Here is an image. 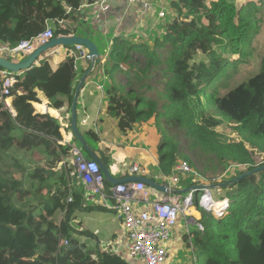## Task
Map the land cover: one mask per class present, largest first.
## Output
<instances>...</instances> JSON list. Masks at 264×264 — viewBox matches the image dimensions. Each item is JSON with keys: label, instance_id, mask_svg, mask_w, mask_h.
Segmentation results:
<instances>
[{"label": "trees", "instance_id": "16d2710c", "mask_svg": "<svg viewBox=\"0 0 264 264\" xmlns=\"http://www.w3.org/2000/svg\"><path fill=\"white\" fill-rule=\"evenodd\" d=\"M95 1L0 0V43L14 47L29 40L43 32L51 18L64 19L61 26L54 24L53 37L73 35L83 4L92 5ZM239 2L244 4L238 5ZM62 4L71 9L69 14ZM253 5L250 0H172L170 7L176 12L175 17L154 39L151 48L114 40L108 54L111 70H117L120 64L133 68L129 64L134 60L133 54L144 58L142 67L137 69L146 78L152 68L165 64L161 72L168 74L163 84L168 104L159 106L145 98L143 91L134 90L115 94L110 102L112 114L120 112L125 124L155 121L156 126L153 125L161 136L158 167L164 175H171L182 161L193 168L194 163L177 150L158 121L160 118H164L166 126L184 128L189 137L216 154L223 166L232 162L246 167L232 179L264 166V162L255 163L252 150L264 155V55L257 74L225 95L208 99L209 87H205L213 77L222 74L227 82L228 67L244 61L246 49L257 32ZM57 10L61 15L53 17ZM234 55L238 59L231 62ZM38 62L18 77L11 95L19 92L25 102H38V90L52 108L59 109L65 103L70 107L77 78L75 57H67L55 70L50 68L47 57ZM12 109L14 115L0 99V264L115 262L100 254L93 258L79 247L75 238L72 216L81 207L82 193L75 186L66 187L65 175L56 170L62 158L71 154L69 146L58 144V127L37 119L23 104H12ZM224 119L242 141L231 143L225 135L214 131L223 126ZM16 132L20 135L16 136ZM12 148L24 154L13 157ZM103 159L109 163L107 156L103 155ZM71 169L75 173V168ZM65 172L70 177V168ZM212 180L208 181L214 185L228 182ZM180 182L190 186L201 183L187 176H181ZM110 186L106 183V187ZM223 188L230 189L228 195L233 194L240 203L226 210L221 218L200 208L198 223L203 230L197 229L187 244L191 241L203 264H264V170ZM196 193L199 197L200 191ZM234 198L230 196L228 204ZM195 204L199 209L197 197ZM82 234L92 236L87 231ZM71 247L76 248L67 249Z\"/></svg>", "mask_w": 264, "mask_h": 264}, {"label": "crops", "instance_id": "0c3cea01", "mask_svg": "<svg viewBox=\"0 0 264 264\" xmlns=\"http://www.w3.org/2000/svg\"><path fill=\"white\" fill-rule=\"evenodd\" d=\"M151 2L159 5L162 1L150 0L148 4L130 5L127 0H106L107 10L96 4H83L79 17L74 23L76 32L73 35L88 37L99 51L100 57L96 60L91 72L89 59L81 58V55L76 58V46H73V48L55 47L48 50L35 62V65H38L39 60L47 57L50 68L55 70L67 57L74 56V70L77 78L74 83L73 95L80 79L88 72L76 101L77 128L96 156L103 162V155L110 159L109 163H105V165L110 175L116 180L137 176L130 173V168L133 166H137L145 172V176L140 177H147L153 181L163 174L158 167L156 156V150L160 143L156 127L148 122L135 124H128L127 122L125 124L122 122L123 116L120 112L116 115L112 114L110 104L111 100L115 98V94L123 95L128 90L143 91L145 93L146 89H152L146 84L147 78L145 75L138 71L137 61L131 60L129 62L133 68L120 64L117 70H111V65L108 62V54L112 50L115 39L135 44L133 42H136V38L139 39V34L149 29V21H157L156 26H159L160 20L158 19L160 18H155V12L151 9ZM62 8L66 11L68 7L62 4ZM69 13L70 11L67 12V14ZM60 15V11L57 10L54 12L53 17H59ZM58 20L57 18H51L46 22V26L53 29L55 23L58 25ZM63 23L64 19L58 26ZM79 51L85 57L88 56L87 50L82 48ZM26 57L17 55L11 58L10 61L19 62ZM1 71L6 70L1 69ZM153 72L154 70H150L147 76L149 77ZM20 76H17V79ZM129 81H131V85H128ZM147 86L149 88H146ZM36 94L38 102L27 103L22 94L18 92L7 98L5 105H11V111L9 112L14 115L12 104H23L37 119L52 122L59 130V145L69 146L70 148L76 146L86 159L92 160L72 135L70 127L71 106L68 107V104L65 103L59 109L52 108L41 91L36 90ZM67 166L74 167L71 154L68 158H62L56 170L65 175L66 187L75 186L74 189L82 193L81 207L76 209L72 216V225L76 226L75 238L79 243V247L87 250L93 258L100 254L104 259L116 260L115 262H109V264H144L140 259L128 256L129 242L117 211L105 208L99 198L88 190L74 172L73 175L70 172L71 177H67L65 172ZM178 184L179 188H175L178 191L196 188L195 185L190 186L188 183L180 182ZM148 191V203H135L134 205L141 211L149 209L152 203L166 196L164 193L150 187H148ZM85 208L97 209L86 211ZM193 217H195V214L193 216L191 212L187 216L180 215L178 217L176 226L173 228L170 240L166 245L167 259L164 264H177V262H174L175 256L184 245L187 246L188 251L194 253L191 241L187 244V240L192 239L193 234L197 232L196 230V232L193 231V234L189 233V225L194 224L196 227V224H198V221ZM182 220L185 222V232L182 231ZM84 231L89 232L92 236L82 234ZM190 254L193 259L192 253ZM195 257L197 258L196 254Z\"/></svg>", "mask_w": 264, "mask_h": 264}, {"label": "built area", "instance_id": "2783aa9c", "mask_svg": "<svg viewBox=\"0 0 264 264\" xmlns=\"http://www.w3.org/2000/svg\"><path fill=\"white\" fill-rule=\"evenodd\" d=\"M127 2L130 5L148 4L150 0H127ZM94 4L104 10L108 9L106 0H96ZM70 10L68 7L66 13ZM163 16L164 14L160 12L158 17L162 18ZM61 22L62 20L57 21L58 24H61ZM52 38H54L53 29L46 27L37 36L29 40H22L14 47H7L0 43V57L10 60L17 55L28 56L37 47L45 45ZM79 50H82V47L76 46V51ZM80 55L81 58L89 59L82 52ZM20 75L10 74L8 71H1L0 69V99L4 101V104L6 99L12 96L11 89L17 82V76ZM6 108L11 111V105H7ZM71 155L77 178L86 185L94 196L99 198L105 208L117 211L129 242L128 256L140 259L144 264H164L167 259L166 245L170 240L178 217L180 215H187V210L193 205V199L196 196L193 198L192 190L183 199V203H180L176 196L168 193L163 198L152 203L149 209L141 211L134 205L135 203H148L149 191L146 185L142 182H130L106 187L104 176L93 160L86 159L76 146H71ZM130 173L137 176H145V172L137 166L130 168ZM181 176L193 177L196 181L201 180V183L194 188L200 191L198 202L213 215L221 217L230 207L240 203V199L235 198V200H231L230 204L226 203V206L222 207V210L217 209L216 203H224L230 196L221 198V200L215 199L212 189L207 187L210 183L201 185L204 184L202 182L204 178L194 173L185 161L180 162L173 169L170 176L162 174L157 179L163 180L169 177L170 184L166 185L168 191H172V185L178 184ZM194 191L196 192L197 190ZM196 227L199 231L203 230V227L199 223L196 224Z\"/></svg>", "mask_w": 264, "mask_h": 264}, {"label": "rangeland", "instance_id": "374dc122", "mask_svg": "<svg viewBox=\"0 0 264 264\" xmlns=\"http://www.w3.org/2000/svg\"><path fill=\"white\" fill-rule=\"evenodd\" d=\"M161 4H156L154 2H151V9L153 12H155L154 16L155 18L157 15L159 16V13L162 12L164 16L158 20L159 26H156L158 24L157 21L155 22H150L149 21V29L146 30V32H141L139 34V39L136 38L135 41L133 42L138 45H147V47L151 48L154 44V39L156 37H159L164 29L165 25L173 18L175 17L176 12L171 9L170 7V2L172 0H161ZM254 5V8L256 10L254 11V18L257 20L256 26H257V32L256 34L252 37L249 46L246 49V53L244 54V61L238 62L235 65H231L228 67V72H229V78L226 82V77L225 74L213 77L211 81H209L208 84L205 85V87H209L208 93V99L213 98V97H221L225 95L228 91L233 89L234 87L238 86L240 83L246 81L247 79L251 78L255 74H257L260 66L261 59L264 55V0H250ZM244 4L238 3V5ZM160 10V11H159ZM159 11V12H158ZM149 14L153 15L151 12ZM157 27V28H156ZM161 51V50H160ZM132 58H134V61H137V67L139 64V68L142 67L143 60L144 58L141 55L133 54ZM195 58H200V56H196ZM238 59L237 55H234L229 59L231 62L235 61ZM195 60V59H194ZM109 59V63H110ZM165 67V64H160L158 67L152 68L151 70H154V72L149 75V77L146 79V84L149 87H152L151 90L146 89L145 91V97L147 99L155 101L159 106L163 104H168L169 101L165 97L167 94V91L164 89V82L168 78V74H163L161 72L162 68ZM149 73V72H148ZM147 73V74H148ZM204 99V97H202ZM210 106L214 109L212 103L210 102ZM225 120V123L223 126H219L214 129L215 132L225 135L229 142L231 143H237L239 141H242V138L240 135H238L233 129L227 127V120ZM158 121L162 123V127H164V131L166 129V135L176 143L177 145V150L188 156L189 160H191L194 163V168L190 166L192 171L198 176L203 177L204 179L202 182L204 184L201 185H207L210 183L208 180H212V182L216 181H222V180H231L232 177L241 171H244L246 167L243 165H237L233 164L232 162H227V165L223 166L220 164L219 159L217 158L216 154H213L208 149H205L202 147L198 142L197 139L193 137H189V135L186 133V130L182 127L175 126L174 124H171L170 126L164 125V118H160ZM152 124H155V121H152ZM16 136H19V132L15 133ZM161 139V136L158 135ZM247 148H250L247 143H245ZM159 148V147H158ZM158 148L156 150V156L157 159H159V151ZM251 150V149H249ZM255 154H253V159L257 165L262 164L264 162V155L256 150L252 149ZM251 150V151H252ZM11 153H13V157L17 156L16 158L22 156L24 152L18 151L16 148L11 149ZM67 168H70V171L72 172L71 166H67ZM71 175V174H70ZM73 175V173H72ZM170 176V175H169ZM71 177V176H70ZM216 178V179H215ZM195 179V178H194ZM200 179V178H199ZM154 181L157 184H170L169 177L166 179H154ZM201 180H197V183L200 182ZM214 182V183H215ZM224 182V181H222ZM172 185V184H171ZM214 185V184H211ZM173 188H179V186L172 185ZM193 192V198L197 196L195 194V191L192 190ZM229 192H232L230 189H224L223 187L215 186V188H212V194L215 197V199L221 200V198H226L231 196L234 198L233 194L228 195ZM189 195L188 192L182 193L179 195L174 194L176 196L180 203H183V199ZM97 197V196H95ZM98 198V197H97ZM235 200V198H234ZM196 198L193 199V205L187 210V212H191V214L195 217L193 219H196L197 221L200 219L201 216V209H204L198 202L199 209L197 208L195 204ZM199 201V200H198ZM236 206V205H235ZM201 208V209H200ZM194 209V211H193ZM227 214L225 216L228 215ZM183 216H187L186 214ZM215 218H221L218 215H213ZM76 225V224H75ZM185 222L182 220V226H183V232H185ZM76 227V226H75ZM196 227L194 224L189 225V233L193 234V231L196 232ZM193 256V259L191 258V254ZM174 262H177V264H203V260L201 258L197 259L195 257V253L192 251H188L187 246L185 245L179 250L177 255L175 256Z\"/></svg>", "mask_w": 264, "mask_h": 264}, {"label": "water", "instance_id": "95a60500", "mask_svg": "<svg viewBox=\"0 0 264 264\" xmlns=\"http://www.w3.org/2000/svg\"><path fill=\"white\" fill-rule=\"evenodd\" d=\"M73 46H80L83 49L88 51V57H89V61L91 63V68H90V72H91L94 68L96 60L99 59V57H100L99 51H98L96 45L91 40H89L88 37H81V36H76V35L54 37V38L50 39L45 45L37 47L25 59H23L19 62H13V61L6 60V59L0 57V69H4L11 74L17 75V74H20V73H23V72L29 70L33 65H35V62L43 54H45L48 50H51L55 47H73ZM80 53H81V51L75 52L76 58H78ZM87 74H88V72L82 76L78 85L76 86V89H75V92L73 95V100L71 103V124H70V127H71L72 135L77 140V142L79 143L81 148L85 152H87V154L90 156V158L99 167L101 173L104 176L105 182L109 183L110 185H113V186L118 185V184H123V183H130V182H132V183L142 182L144 185L152 188L153 190H156L158 192H162L164 194L171 193V194L179 195V194H182L185 192H189L191 190H197L194 188H189V190H184V191H178L175 189L172 191H168L166 184H157L155 181H153L152 179L147 178V177L134 176V177H130V178H124V179L116 180L110 175V172H109L107 166L89 148L88 144L86 143L83 136L79 132V130L77 128V124H76V101H77L79 90H80L82 83H83L84 79L86 78ZM261 170H264V166H262L258 169H255L253 171L246 172V173L242 174L241 176L236 177V178L228 181L227 183L221 184L218 186L223 187L225 185L235 184L238 181H240L241 179H243L244 177L252 174L253 172H259ZM200 187H205V186H200ZM207 187H209L210 189L215 188L214 185H209ZM74 248H76V247H71V248H67V249H74ZM82 250H84V249H82Z\"/></svg>", "mask_w": 264, "mask_h": 264}, {"label": "bare ground", "instance_id": "6f19581e", "mask_svg": "<svg viewBox=\"0 0 264 264\" xmlns=\"http://www.w3.org/2000/svg\"><path fill=\"white\" fill-rule=\"evenodd\" d=\"M221 202H222V201H221ZM226 203H228V199H227L226 202H224V203H219V204L216 203V205H217L216 208L222 210V207L226 206ZM189 212H190V211H189ZM189 212H188V213H189Z\"/></svg>", "mask_w": 264, "mask_h": 264}, {"label": "clouds", "instance_id": "9594fccd", "mask_svg": "<svg viewBox=\"0 0 264 264\" xmlns=\"http://www.w3.org/2000/svg\"><path fill=\"white\" fill-rule=\"evenodd\" d=\"M210 185H211V184H210ZM195 186H196V185H195ZM215 186H218V185H214V187H215ZM197 191H198V189H197ZM195 194L197 195L198 193L195 192ZM196 197H197V199H198V195H197ZM196 197H195V198H196Z\"/></svg>", "mask_w": 264, "mask_h": 264}]
</instances>
